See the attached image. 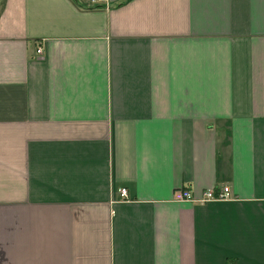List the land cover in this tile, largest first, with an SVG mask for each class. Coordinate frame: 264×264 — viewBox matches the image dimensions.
<instances>
[{
    "label": "crops",
    "instance_id": "crops-1",
    "mask_svg": "<svg viewBox=\"0 0 264 264\" xmlns=\"http://www.w3.org/2000/svg\"><path fill=\"white\" fill-rule=\"evenodd\" d=\"M105 3L0 0V264H264V0Z\"/></svg>",
    "mask_w": 264,
    "mask_h": 264
},
{
    "label": "built area",
    "instance_id": "built-area-1",
    "mask_svg": "<svg viewBox=\"0 0 264 264\" xmlns=\"http://www.w3.org/2000/svg\"><path fill=\"white\" fill-rule=\"evenodd\" d=\"M92 3H103L104 5L105 0H90ZM38 52H41V49H38ZM121 196H127V189L121 188L120 189ZM234 192L232 188L228 185H223L222 187L218 188H210L203 191L201 196H196L191 188H181L177 189L174 193V199L177 201H198V202H209L214 200H221V199H233Z\"/></svg>",
    "mask_w": 264,
    "mask_h": 264
},
{
    "label": "trees",
    "instance_id": "trees-1",
    "mask_svg": "<svg viewBox=\"0 0 264 264\" xmlns=\"http://www.w3.org/2000/svg\"><path fill=\"white\" fill-rule=\"evenodd\" d=\"M101 6H104V4L103 3H100V2H97V3H92L91 1H90V4H89V8H97V7H101Z\"/></svg>",
    "mask_w": 264,
    "mask_h": 264
}]
</instances>
